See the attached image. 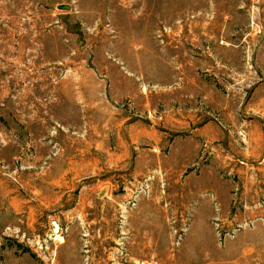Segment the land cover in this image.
Instances as JSON below:
<instances>
[{
  "label": "rangeland",
  "instance_id": "rangeland-1",
  "mask_svg": "<svg viewBox=\"0 0 264 264\" xmlns=\"http://www.w3.org/2000/svg\"><path fill=\"white\" fill-rule=\"evenodd\" d=\"M0 264H264V0H0Z\"/></svg>",
  "mask_w": 264,
  "mask_h": 264
},
{
  "label": "bare ground",
  "instance_id": "bare-ground-1",
  "mask_svg": "<svg viewBox=\"0 0 264 264\" xmlns=\"http://www.w3.org/2000/svg\"><path fill=\"white\" fill-rule=\"evenodd\" d=\"M53 233L56 236L55 240H59V242L62 241V239L59 237V228L58 227H56L54 229ZM61 243H63V241Z\"/></svg>",
  "mask_w": 264,
  "mask_h": 264
},
{
  "label": "water",
  "instance_id": "water-1",
  "mask_svg": "<svg viewBox=\"0 0 264 264\" xmlns=\"http://www.w3.org/2000/svg\"><path fill=\"white\" fill-rule=\"evenodd\" d=\"M60 10H64V11H68V10H70V6H68V5H61V6H59L58 7Z\"/></svg>",
  "mask_w": 264,
  "mask_h": 264
}]
</instances>
